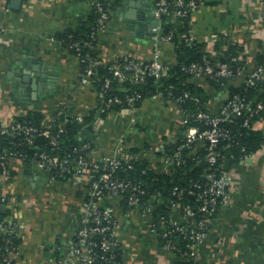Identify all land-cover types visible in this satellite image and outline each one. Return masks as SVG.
I'll return each instance as SVG.
<instances>
[{
	"label": "crops",
	"instance_id": "1",
	"mask_svg": "<svg viewBox=\"0 0 264 264\" xmlns=\"http://www.w3.org/2000/svg\"><path fill=\"white\" fill-rule=\"evenodd\" d=\"M94 1L22 0L15 8L12 0H0V125L8 126L36 109L46 126H62L98 109L97 89L81 80L79 57L60 38L90 21ZM147 1L150 5L144 12H153L154 0ZM122 16L120 6L113 9L97 33L101 59L113 62L133 56L148 60L157 45L164 61H177L178 50L172 40H162L156 34L139 35L126 26ZM188 27L213 56L222 50L209 40L210 35L227 31L226 40L238 45L237 59L244 73H249L264 49V0H201L190 14ZM244 79L242 74L231 82L238 85ZM189 81L204 86L211 111L219 110L228 97L227 87H215L205 77L193 75ZM182 124L178 102L165 97H146L133 106L110 110L93 129L94 157H134L163 173L167 165L151 147L177 141ZM254 128L264 135V116L254 122ZM202 144L197 142L198 147ZM230 168V201L217 213L199 245L197 264H264V143ZM0 188L7 197L2 211L21 225L19 256L14 264H50L55 250L66 245L81 224L84 181L52 178L29 162L11 157L0 173ZM28 194L36 201L30 208L25 202ZM104 203L113 206L117 219L116 238L123 252L120 264L180 262L161 245L141 216L123 203L122 196L111 195ZM171 213L178 215L177 210Z\"/></svg>",
	"mask_w": 264,
	"mask_h": 264
},
{
	"label": "built area",
	"instance_id": "2",
	"mask_svg": "<svg viewBox=\"0 0 264 264\" xmlns=\"http://www.w3.org/2000/svg\"><path fill=\"white\" fill-rule=\"evenodd\" d=\"M200 2L201 0H154V14L158 23L152 29L160 39L172 40V32L161 34L162 25L166 22L165 18L170 17L176 21L179 17H185L196 10ZM96 8L99 17L93 35L106 25L111 14L110 9L101 1H96ZM222 36H228V32L225 30L213 32L209 40L215 42ZM186 40L188 43L200 42L192 33L186 37ZM83 45L95 46L92 40H85L83 43L75 41L70 44L76 49L80 63L87 62L82 70L83 82L93 80L98 65L103 63L109 65V74L104 76L103 85L98 91L99 97L104 98L103 111L113 110L112 105L115 102L123 101L118 95L105 97L114 79L124 81L129 78L132 81H142L147 76H153L158 81L167 75L173 66V63L162 59L161 49L157 45L151 59L143 60L127 56L113 62L104 61L89 52L83 53ZM182 68L194 76L205 78H235L243 74L246 88L264 81V60L249 73H244L243 68L234 70L225 61L214 64L207 55L200 60L184 64ZM184 96L191 95L185 91ZM141 97L140 92H135L128 94L126 100L130 106H133ZM151 97H163V91L158 90ZM181 98L183 96L172 99L178 102ZM181 111L183 124L188 125L182 132L184 140L173 152L167 150V143L151 148L163 157L167 165L165 172L173 173L176 165L186 162L190 157L199 163H204V166L201 178L187 184H175L171 191L173 197L168 199L162 196L161 191L149 193L148 197L144 198L148 191L141 180L134 181L119 174L120 170L135 168L134 157L106 155L96 158L95 147L86 151L75 148L72 152L63 155L42 149L28 157L27 153L18 149L0 146V168L4 171L8 166V160L11 157H18L52 178H57L53 174L54 168L61 173H68L69 178H80L84 181L86 195L81 205L83 211L81 224L73 238L66 245L59 246V249L65 248L50 261V264H120L117 260L120 249L116 238L117 219L113 206L104 203V199L111 195L126 196L128 208L141 216L149 225L150 232L158 240L163 241L161 245L164 248L174 252L185 261V264H197L199 245L208 236L217 213L229 203L231 197L233 172L230 164L226 166L229 158L221 144L224 141L239 144V140L228 124L235 122L237 117L243 116V125L250 126L253 116L264 114V99L253 104L245 94L234 93L224 101L219 110L200 109L195 113L194 120L200 121L203 126L190 124L188 113L182 108ZM84 118L85 116H76L78 121H83ZM98 120L99 118L96 119V124ZM53 128L14 121L8 126L0 125V135L10 133L22 137V141L32 143L35 134H43L50 139L54 148L59 146V133H54ZM59 130L64 131L65 125L59 126ZM197 142H202V146L198 147ZM85 146L88 147L87 144ZM241 150L245 151L246 147L242 145ZM233 155L232 153L231 156ZM189 196L191 199L188 200ZM6 200L7 197L0 188L1 204ZM167 201L170 205V215H155V207ZM172 210H177L178 215L174 216ZM20 226L19 223L10 221L6 215L0 213V264H14L18 258L20 244L14 243V237L20 236ZM178 235L182 236V240L175 238Z\"/></svg>",
	"mask_w": 264,
	"mask_h": 264
},
{
	"label": "trees",
	"instance_id": "3",
	"mask_svg": "<svg viewBox=\"0 0 264 264\" xmlns=\"http://www.w3.org/2000/svg\"><path fill=\"white\" fill-rule=\"evenodd\" d=\"M96 1H101L106 8L110 9V11L121 5V0H95L90 21L88 23H84V25L79 29L68 30L61 34L60 38H62V40L74 53H76V49L70 46L72 42L80 41L83 43L85 40H92L95 46L88 47L83 45L82 51L83 53L89 52V54L92 56H98L97 33L93 35L99 17V12L96 8ZM190 14L191 12L185 17L177 18L176 21L170 17H166V22H164L162 25L161 34H169L172 32V41L175 43L178 50L177 61L173 63L170 72L158 81H156L153 76H147L142 81H132L129 78L124 81L114 79L112 85L107 90L105 97L118 95L123 99V101L120 103L115 102L112 105L113 110L130 107L126 100V96L128 94L140 92L142 97L139 98V100H141L146 97H151L153 93L161 90L163 91V97L165 98L172 99L183 96V98L178 101V104L185 113H188L190 124H199L203 126L200 121L194 120V115L200 109H208L206 106L208 93L203 85L189 81V77L193 75L183 69L182 66L184 64L190 63L191 61L200 60L204 55H207L214 64L225 61L230 64L232 69L237 70L238 68H242L241 63L237 59L240 48L238 45L226 40V38L222 36L217 41H215V45L222 50V53L217 56H213L206 50L204 42L188 43L186 37L190 34L188 27ZM263 60L264 49L260 52L258 63L263 62ZM86 65L87 62H81V69L83 70ZM108 74V64L103 63L96 67V73L94 74L91 83L95 86L97 91L101 89L104 76ZM206 79L208 83L214 85L215 87H227L229 89L226 100L237 92L245 94L253 104L264 99V81L260 82L256 86H248L246 88L245 79L238 85H234L231 82L233 79L231 77H206ZM185 91H188L191 96H184ZM99 99L100 103L98 109L94 112H91L89 115H86L83 121H78L76 118H72L65 124L64 131H60L59 126H55L52 129L54 133H59V146L57 147L53 148L50 139L43 134H35L33 137V142L28 143L26 141H22V137L10 133L0 135V146L18 149L24 153H27L28 157L32 156L35 151L42 149L63 155L65 153L72 152L75 148L86 151L91 147H95L93 142V129L96 124L95 121L97 118L105 116L107 112L110 111L108 109H105L104 111L102 110L104 107V98L99 97ZM263 116V113L253 116L251 118L250 126L243 125V116L237 117L235 122L228 124V126L233 129L239 140V144H230L229 141H224L221 144L224 147L223 151L230 160V164L244 159L248 154H251L253 151L257 150L264 143V135L259 130L254 128V122ZM15 121L33 124L39 127L45 126L44 116L36 109L28 110L25 114L18 116ZM187 126V124H182V132ZM183 140L184 136L183 133H181L177 141H171L166 144L167 150L173 152ZM85 144H87L88 147L85 146ZM242 145L246 147L245 151L241 150ZM232 153L234 154L233 156H231ZM134 164L135 168L120 170L119 174L122 177L130 178L134 181L141 180L142 185L147 188L148 191L144 198H147L149 193L161 191L162 196L167 199L173 197L171 191L175 184H187L192 180L201 178V171L204 166V163H199L192 157L187 158L186 162L176 165L175 171L173 173H157L149 167V164L146 160L135 159ZM3 171L4 170L0 168V173ZM53 174L55 177L60 179H68L70 176L68 173H61L54 168ZM187 199L189 200L191 197L189 196ZM122 200L127 206L126 196L122 197ZM0 213L6 215L1 209V202ZM154 213L158 216L161 214L170 215L169 202L167 201L165 203L158 204L154 209ZM175 238L182 240L181 235H178V237L176 236ZM20 240V236L14 237L15 244H19ZM159 241L162 244L163 241ZM118 246L120 249L117 255V260L121 262L123 252L120 243H118ZM59 250V247L55 250L54 253L56 256L60 254ZM175 264H185V261L180 259V262Z\"/></svg>",
	"mask_w": 264,
	"mask_h": 264
},
{
	"label": "water",
	"instance_id": "4",
	"mask_svg": "<svg viewBox=\"0 0 264 264\" xmlns=\"http://www.w3.org/2000/svg\"><path fill=\"white\" fill-rule=\"evenodd\" d=\"M21 1L22 0H12V6L17 8ZM148 5H150V3L147 0H121L120 7L123 12L122 18L126 21V26L135 29L136 33L139 35H144V33L151 35L156 34L152 28L157 25L158 19L156 18L154 11L144 12L145 7ZM148 13L150 14L148 15ZM26 79L25 76L24 80ZM20 89L22 90V86ZM229 164L230 161L227 160L226 166L228 167ZM1 206H3L4 210L5 204L3 203Z\"/></svg>",
	"mask_w": 264,
	"mask_h": 264
},
{
	"label": "rangeland",
	"instance_id": "5",
	"mask_svg": "<svg viewBox=\"0 0 264 264\" xmlns=\"http://www.w3.org/2000/svg\"><path fill=\"white\" fill-rule=\"evenodd\" d=\"M26 207H31L36 201H35V197H32L30 194L27 195L26 197ZM30 213V211L27 212V214ZM65 247H63L62 249H60L59 251H63ZM56 257V254H53V259Z\"/></svg>",
	"mask_w": 264,
	"mask_h": 264
}]
</instances>
